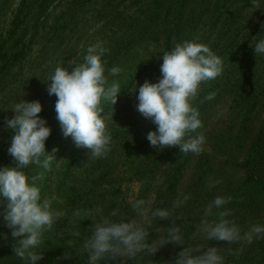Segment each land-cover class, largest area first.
I'll return each instance as SVG.
<instances>
[{
  "label": "rangeland",
  "instance_id": "rangeland-1",
  "mask_svg": "<svg viewBox=\"0 0 264 264\" xmlns=\"http://www.w3.org/2000/svg\"><path fill=\"white\" fill-rule=\"evenodd\" d=\"M170 32L177 43L207 45L223 62L221 74L202 83L193 101L202 121L198 132L205 137L200 154L153 147L147 136L157 126L136 108L139 86L162 78ZM261 35L264 0H0V167L15 166L8 153L14 132L6 120L15 116L17 103L39 101V115L52 129L46 142L55 157L50 167L24 169L39 177L42 199L63 214L44 234L43 259L37 264H90L85 242L105 218L137 220L149 232V242L179 227L183 245L168 243L155 255L106 257L98 264H175L184 247L193 255L216 247L223 264H264V235L229 244L202 231L205 221L217 222L225 209L226 219L242 234L264 226V194L244 191L241 166L264 134V55L251 47ZM96 44L106 49L108 83L121 89L114 106L102 104L112 143L99 158L64 136L57 97L48 92L55 69L71 72ZM113 67L120 69L117 75ZM218 196L231 200L217 209ZM156 209L167 210L168 219L153 217ZM11 231L0 217V264H26L14 255ZM249 252L255 262L245 259Z\"/></svg>",
  "mask_w": 264,
  "mask_h": 264
},
{
  "label": "clouds",
  "instance_id": "clouds-1",
  "mask_svg": "<svg viewBox=\"0 0 264 264\" xmlns=\"http://www.w3.org/2000/svg\"><path fill=\"white\" fill-rule=\"evenodd\" d=\"M251 47L257 56L264 55V38L254 39ZM105 51L100 44L90 46L82 64L76 65L71 72L64 66L57 67L48 80L51 82L49 95L57 97L56 118L64 136H70L78 148L87 149L90 157L95 158L106 155L112 143L106 117L102 115V104L109 102L114 106L121 93L118 83H108L106 62L102 59ZM162 59V78L159 82L146 81L138 88L136 108L157 126L156 131L148 133L147 139L153 147L160 149L178 147L183 153L200 154L205 137L198 132L202 121L193 101L202 83L221 74L222 59L207 45L194 41L177 43L171 51L164 52ZM119 72L117 67L111 69L113 75ZM213 96L210 94L208 99ZM13 111L15 116L6 120V126L14 132L8 153L13 157L15 166L0 167V217L12 230L14 255L26 264H37L43 259L41 246L44 234L63 214L53 210L47 199H42L36 183L39 177L28 176L24 169L29 165L44 169L50 167L55 157L47 150L46 142L52 129L39 115L43 111L39 101L24 99L14 106ZM230 200L231 197L218 196L213 205L221 209ZM143 204L144 201H138L135 207L142 209ZM76 214L80 215L79 212ZM116 214L114 211L112 216ZM151 215L164 220L170 213L165 209H156ZM229 215L230 212L225 209L219 212L217 222H204L202 231L208 239L229 244L242 240L251 243L254 236L264 235L262 225H254L242 234L238 225L226 219ZM144 219L150 223L147 216ZM148 237L146 227L137 220L105 218L94 224L92 234L85 242L90 252V264H98L106 257L113 260L117 257L134 258L143 252L155 255L168 243L183 245L179 227L167 229L165 236L152 242ZM175 264H223V257L216 247L198 255H193L190 249L184 247Z\"/></svg>",
  "mask_w": 264,
  "mask_h": 264
},
{
  "label": "trees",
  "instance_id": "trees-1",
  "mask_svg": "<svg viewBox=\"0 0 264 264\" xmlns=\"http://www.w3.org/2000/svg\"><path fill=\"white\" fill-rule=\"evenodd\" d=\"M175 37H177V35L173 32L169 33L166 42L167 52L171 51L177 44ZM241 166L246 174V187L244 188V191L250 194H264V134L257 138V141L253 144L250 154ZM245 259L249 260L251 263L255 262L254 254L251 252L245 255Z\"/></svg>",
  "mask_w": 264,
  "mask_h": 264
}]
</instances>
